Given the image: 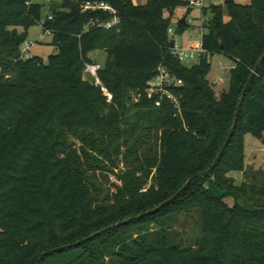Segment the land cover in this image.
<instances>
[{"label":"trees","instance_id":"obj_1","mask_svg":"<svg viewBox=\"0 0 264 264\" xmlns=\"http://www.w3.org/2000/svg\"><path fill=\"white\" fill-rule=\"evenodd\" d=\"M88 2L113 7L119 25L100 27L115 16L85 12ZM184 6L185 0H148L145 6L64 0L45 17L36 0H0V264H38L45 252L146 214L213 165L264 55V0L213 7L203 44L209 56L193 67L171 46L173 26L179 36L192 27L174 20ZM43 20L56 54L22 58L29 31ZM96 51L106 55L98 77L111 103L86 72L97 64ZM215 55L236 67L227 92L209 79ZM162 67L183 82L170 87L181 98L180 112L161 94L147 92ZM248 132L264 139V64L210 176L195 179L157 214L43 264H264V171L246 166ZM234 171L244 173L242 185L229 176ZM227 198L235 199L234 207ZM195 211L202 215L200 238L187 246L172 240L180 216Z\"/></svg>","mask_w":264,"mask_h":264},{"label":"rangeland","instance_id":"obj_2","mask_svg":"<svg viewBox=\"0 0 264 264\" xmlns=\"http://www.w3.org/2000/svg\"><path fill=\"white\" fill-rule=\"evenodd\" d=\"M36 0V3L44 6V15L47 17L53 8L60 9L64 0ZM76 1V0H72ZM242 5L251 4V0H234ZM51 2V3H49ZM135 5L145 6L148 0H133ZM188 13L187 6L178 8L175 11L174 20H180ZM198 11H195L194 17L197 18ZM169 17V13H166ZM229 16L226 13L225 20L228 21ZM176 23V21H175ZM173 33H170L171 39L177 41L180 47L184 49H191L200 43L201 28L197 26L196 22L192 24V27L182 36L177 35L176 26L172 27ZM19 33L23 31V28H18ZM22 34V33H21ZM53 35L44 34L40 25L31 28L29 31L28 43H34L32 48L33 56L42 57L48 59L50 56L56 54V49L52 46ZM92 58L99 66H103L106 62V55L101 51H96L92 54ZM212 64V72L209 79L213 83L214 81L223 80V83L216 85V90L229 91L231 86L230 73L234 67V62L224 55H215L210 59ZM199 63V59L185 60L184 64L188 67H193ZM246 143V166L251 171H264V139L257 138L253 133L248 132L245 135ZM236 181L237 185H242L245 182L244 173L240 171H234L229 175ZM111 182L121 184L116 177L111 178ZM226 204L230 207H234L236 204L235 199L227 198ZM201 213L196 211L189 217L180 216L178 224L170 231L172 240L183 245H189L194 243L202 234L201 228Z\"/></svg>","mask_w":264,"mask_h":264},{"label":"built area","instance_id":"obj_3","mask_svg":"<svg viewBox=\"0 0 264 264\" xmlns=\"http://www.w3.org/2000/svg\"><path fill=\"white\" fill-rule=\"evenodd\" d=\"M227 0H185L187 4L188 10L191 9L192 12L188 15L186 14L184 17H186V22L190 26H192L193 23L196 22L197 26L201 28V36L200 43L197 44L195 47L191 49H184V47H180L175 39V46L173 50V54L177 56L183 63L185 60H191V59H201L205 56H209V52L204 48V36L209 33V26L210 23L215 16L213 7L222 6L226 3ZM83 10L85 12L87 11H104L112 13L115 17L112 21L108 23H99L100 27L111 29L115 26L119 25V19L117 17L118 12L113 7L106 3H92L88 2L83 5ZM195 11L199 12V15L194 17ZM184 17H182L180 20H182ZM53 17L50 16L48 18V21L52 20ZM46 20H43L40 23L41 28L44 31V34L53 35V32L50 30H47L45 28ZM170 33H173V30H170ZM34 43H28V41L23 45L22 47V58L28 59L33 56L32 54V48L34 47ZM236 68L235 66L233 69ZM101 69V66L98 64L88 65L86 72L91 74L97 81V85L101 86L105 95L108 97V102L111 103L113 101V95L109 93V91L103 86L101 83L98 72ZM2 72V69L0 68V73ZM223 83V80L214 81L212 84L214 86L219 85ZM183 82L181 80H178L168 68L162 67L159 70V74L149 82L147 92L149 95L154 94H161L162 97L167 98L171 104L174 106V109L180 112L181 105L180 101L181 98H179L177 95H175L171 90L170 87H177L179 85H182ZM180 113L176 114V117L179 116ZM181 115V114H180Z\"/></svg>","mask_w":264,"mask_h":264},{"label":"water","instance_id":"obj_4","mask_svg":"<svg viewBox=\"0 0 264 264\" xmlns=\"http://www.w3.org/2000/svg\"><path fill=\"white\" fill-rule=\"evenodd\" d=\"M181 22H182V23H185V22H186V17H184V18L181 20ZM171 46H172V48H174V46H175V40H172V42H171ZM263 64H264V55H263L262 59L260 60L258 66L256 67L255 71L253 72V74H252L250 80L248 81V83H247V85H246V87H245V89H244V91H243V94H242V97H241V100H240V103H239V106H238V110H237V112H236V116H235V120H234L233 127H232V129H231V132H230V134H229V136H228V138H227V140H226V142H225L223 148L221 149L219 155L217 156L216 160L214 161L213 165H212L207 171H205V172H203V173H201V174H198V175H195L194 177H192V178L187 182V184L182 188V190H181L180 192H178L175 196H173L171 199H169L168 201H166L165 203H163L161 206L155 208L154 210H152V211H150V212H148V213H146V214H142V215H140V216H137V217H134V218L127 219V220H125V221H123V222H119V223H117V224H115V225H112V226H110V227H108V228H105V229H103V230H101V231H99V232H97V233L91 235L90 237H88V238H86V239H84V240H82V241H79V242H77V243H75V244H71V245L63 246V247H61V248H56V249H54V250H50V251H48V252H45V253L41 256V258H40L38 264H43V262L46 260V258L49 257V256H51V255H54V254L60 253V252H62V251H66V250L72 249V248H74V247H79V246H81V245H83V244H85V243H87V242H89V241H92V240H94V239H96V238H98V237H101L102 235H104V234H106L107 232L112 231V230H114V229H116V228H119V227L124 226V225H128V224H130V223H132V222H134V221H137V220L143 219V218H145V217H147V216L157 214L160 210H162L164 207L170 205V204H171L173 201H175V200H176V199H177V198H178L183 192H185V191L189 188V186L194 182L195 179L200 178V177H207V176H210V175L213 173V171H214V170L218 167V165L220 164V162H221L222 158L224 157V154H225V152H226L228 146L230 145V143H231V141H232V139H233V137H234V135H235V132H236L237 127H238V124H239L240 116H241V114H242V110H243V107H244V103H245L246 97H247V95H248V92H249V90H250L252 84H253V81H254L255 77L258 75L259 70H260V68L262 67ZM46 66H47V67L50 66V62H49V61L46 62Z\"/></svg>","mask_w":264,"mask_h":264},{"label":"crops","instance_id":"obj_5","mask_svg":"<svg viewBox=\"0 0 264 264\" xmlns=\"http://www.w3.org/2000/svg\"><path fill=\"white\" fill-rule=\"evenodd\" d=\"M52 1H53V0H52ZM52 1H51V2H52ZM51 2H49V3H51ZM23 32H24V29H23V31H22V32H20V33H23Z\"/></svg>","mask_w":264,"mask_h":264}]
</instances>
